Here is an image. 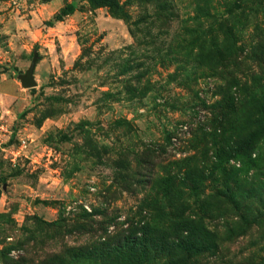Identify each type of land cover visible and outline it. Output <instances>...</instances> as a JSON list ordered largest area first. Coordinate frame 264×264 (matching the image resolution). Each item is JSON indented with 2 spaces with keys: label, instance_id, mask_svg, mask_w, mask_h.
<instances>
[{
  "label": "rangeland",
  "instance_id": "374dc122",
  "mask_svg": "<svg viewBox=\"0 0 264 264\" xmlns=\"http://www.w3.org/2000/svg\"><path fill=\"white\" fill-rule=\"evenodd\" d=\"M263 9L0 0V264H264Z\"/></svg>",
  "mask_w": 264,
  "mask_h": 264
},
{
  "label": "water",
  "instance_id": "95a60500",
  "mask_svg": "<svg viewBox=\"0 0 264 264\" xmlns=\"http://www.w3.org/2000/svg\"><path fill=\"white\" fill-rule=\"evenodd\" d=\"M34 64H35V57H33L30 65H29V68L27 69L25 75L21 77V83L25 87H33L34 86V82H33V79H32V73H33V69H34Z\"/></svg>",
  "mask_w": 264,
  "mask_h": 264
},
{
  "label": "trees",
  "instance_id": "16d2710c",
  "mask_svg": "<svg viewBox=\"0 0 264 264\" xmlns=\"http://www.w3.org/2000/svg\"><path fill=\"white\" fill-rule=\"evenodd\" d=\"M264 12V9H263ZM72 13V7L71 6H67L66 8H64L63 10L60 11L59 14H57L54 18L53 21L58 22L60 21L62 18L68 16L69 14Z\"/></svg>",
  "mask_w": 264,
  "mask_h": 264
}]
</instances>
